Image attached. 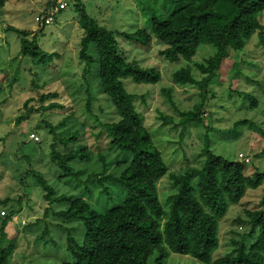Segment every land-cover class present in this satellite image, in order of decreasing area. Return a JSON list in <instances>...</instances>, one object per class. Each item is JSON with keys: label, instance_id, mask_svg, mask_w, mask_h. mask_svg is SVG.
<instances>
[{"label": "trees", "instance_id": "16d2710c", "mask_svg": "<svg viewBox=\"0 0 264 264\" xmlns=\"http://www.w3.org/2000/svg\"><path fill=\"white\" fill-rule=\"evenodd\" d=\"M3 1L0 0V5ZM68 1L74 6L78 16L77 26L82 32L77 49L82 79L88 83L91 65L95 63L99 92L106 96L113 107L115 119L100 123L98 134L104 133L108 138L109 149L126 153L127 159L123 160L124 166L119 174L105 175L107 165L104 158L100 157L102 170L89 176L101 185L103 181H109L122 195L119 202L102 213L93 210L82 198L56 196L42 175L27 171L41 188L44 201L49 205H67L65 209L51 214L46 208L44 214L49 212L51 217L62 222H80L83 228L78 239L72 228L64 230L68 260L62 264H166L170 254L188 256L201 264H264V172L256 167L250 170L249 163L228 160L215 154L211 148L213 142L210 134L216 129L206 127L200 151L205 158L201 164L198 166L187 161L183 167L170 170L171 167H167L163 160V156L166 158L162 153L163 147L157 145L159 151L153 143L142 116L135 109L133 96L122 81L130 77L134 83L154 85L160 80V74L154 68H142L134 61L124 60L114 31L93 20L80 0ZM137 1L142 13L148 16L149 29L122 32L120 35L139 48L147 49L153 41L163 45L159 54L166 61H183V66L172 73V82L200 91L201 101L191 110L181 112L179 121L171 122L169 119L165 122V125L171 124L174 130L180 129L176 151L185 154L181 142L186 133L191 131L190 127L203 126L202 102L207 92L218 82L215 81L223 75V65L229 57V51L241 53L255 33L259 46L264 50V25L260 20L264 15V0ZM55 11L61 10L56 7ZM8 29L19 35V55L28 57L31 66L45 68L59 59L58 53H46L38 46L35 34L12 27ZM38 32H41L40 29ZM91 45L95 50L96 61L88 53ZM200 47L212 49L213 55L200 64H194L201 76L198 79L189 63ZM237 67V64H233L235 72ZM261 87L264 98V78ZM163 93L171 103L170 90L164 89ZM87 94L85 109L91 113L89 91ZM57 97L55 92L47 93L41 95L39 101L42 103ZM242 98L249 104L248 111L258 108L251 94L243 93ZM31 101L24 102L22 108L25 113L17 118V122L30 119L33 113H46L59 106L51 102L34 109L28 107ZM65 121L66 118L55 126L42 121L44 129L49 130L54 137L53 143L49 145V157L63 176L78 179L80 172L71 168L70 163L76 159L88 161L90 152L81 145L65 151L56 149L57 143L67 147L69 142L74 143L78 137L77 132L68 133L62 138L56 137L54 131L62 128ZM242 126H248L264 138V122L257 125L247 119L235 122L233 129L227 132H216L232 135V141H237L242 134ZM171 142L169 138L164 143L170 145ZM182 160L185 161L186 157ZM260 187L261 207L243 210L235 221L243 222L247 227L238 235V240L229 238V244H225L230 247L229 252L213 259L212 255L220 245V221L229 207L238 205L248 189L257 190ZM103 193L106 197H112L106 186H103ZM8 202L9 199L5 198L0 200V205L4 206ZM14 202L20 205V199ZM7 212L2 218V226L19 210L10 208ZM47 236L48 228L45 227L37 240L46 243ZM15 247L14 238L6 241L1 237L0 264H13L11 257Z\"/></svg>", "mask_w": 264, "mask_h": 264}, {"label": "rangeland", "instance_id": "374dc122", "mask_svg": "<svg viewBox=\"0 0 264 264\" xmlns=\"http://www.w3.org/2000/svg\"><path fill=\"white\" fill-rule=\"evenodd\" d=\"M64 1L67 6L61 11H55ZM80 1L93 20L114 31L120 55L124 60L134 61L142 68H154L160 74V80L154 85L137 84L130 77L122 81L133 96L135 109L142 116L153 143L156 147H163L162 153L166 155L163 160L167 167H171L170 170L183 167L187 161L198 166L201 164L205 158L200 151L206 127L216 129L210 134L213 142L211 148L215 154L228 160L249 163L250 170L256 167L264 172V138L257 132L248 126H242V134L237 137V141H232V135L216 132H227L233 129L235 122L243 119L257 125L264 122V98L261 93L264 50L258 44L256 33L241 53L229 51V57L223 65V75L215 81L218 82L211 87L202 102L204 124L190 127L191 131L186 133L181 142V148L186 152L183 154L176 151L180 129L174 130L171 124L165 125L169 119L171 122L179 121L181 112L191 110L201 101L197 88L172 82V73L183 66V61H166L159 54L164 46L157 41H153L145 49L135 46L120 35L122 32L149 29L148 16L142 13L137 0ZM46 17H51L49 24L43 23ZM77 19L74 6L68 0H4L0 5V200L9 199L6 205H0V231L4 234L2 236L0 233V239L4 237L7 241L14 238L16 247L11 257L13 264H62L68 260L64 230L72 228L77 239L83 231L80 222H62L51 217L49 212L44 214L46 208H49L51 214L65 209L67 205H49L44 201L41 188L27 171L32 170L42 175L56 196L82 198L98 213L106 211L122 199V195L118 194L116 187L109 181H103L101 185L89 177L102 170L100 157L104 158L107 165L105 175L119 174L124 166L123 160L127 157L126 153L109 149L108 138L104 133L98 134L100 123L113 121L115 116L110 101L99 92L95 63L91 65L88 83L82 79V65L77 61L82 32L77 26ZM260 20L264 25V15ZM10 27L35 34L38 46L46 53H58L59 59H55L45 68L31 66L28 57L19 55L20 37L17 32L9 30ZM88 53L96 61L92 45ZM211 55L212 49L200 47L189 63L198 79L201 76L194 64L202 63ZM233 64H237V72L233 70ZM31 81L34 83L31 84ZM164 89L170 90L171 103L164 95ZM87 91L91 96V113L85 109ZM54 92L58 95L56 99L42 103L39 101L41 95ZM243 93L251 94L256 99V110L248 111L249 104L242 98ZM26 100H32L28 107L34 109L51 102L59 106L46 113H33L30 119L17 122V118L25 113L22 107ZM64 118L66 121L63 127L54 131L56 137L62 138L73 132H77L78 137L74 143L69 142L67 147L57 143L56 149L65 151L81 145L90 152L88 161L80 162L76 159L70 163L71 168L80 172L78 179L63 176L49 157V145L53 143L54 137L49 130L44 129L42 121L55 126ZM169 138L172 142L166 145L164 142ZM159 148L157 147L160 151ZM183 155L186 157L185 161L182 160ZM103 186L109 188L112 197H106ZM261 190L262 187L257 190L248 189L238 205L229 207L220 221V245L213 253V259L229 252L230 247L225 245L229 244V238L238 240V235L247 227L243 222L235 221L243 210L261 207ZM17 199H20V205L14 202ZM10 208L19 212L11 215L9 221L2 226V218ZM238 225L241 227L237 228ZM45 227L48 228L46 243L44 240H37ZM166 264L201 263L188 256L170 254Z\"/></svg>", "mask_w": 264, "mask_h": 264}, {"label": "built area", "instance_id": "2783aa9c", "mask_svg": "<svg viewBox=\"0 0 264 264\" xmlns=\"http://www.w3.org/2000/svg\"><path fill=\"white\" fill-rule=\"evenodd\" d=\"M66 7V3L64 2V4L61 6L60 5V7H58V9H60V10H62V9H64ZM51 22V17H46V18H44V20H43V23L44 24H49Z\"/></svg>", "mask_w": 264, "mask_h": 264}]
</instances>
